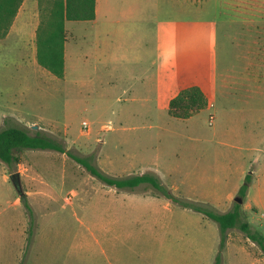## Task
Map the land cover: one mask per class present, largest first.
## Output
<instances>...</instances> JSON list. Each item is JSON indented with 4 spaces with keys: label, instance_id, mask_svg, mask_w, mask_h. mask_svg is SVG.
Returning <instances> with one entry per match:
<instances>
[{
    "label": "rangeland",
    "instance_id": "rangeland-1",
    "mask_svg": "<svg viewBox=\"0 0 264 264\" xmlns=\"http://www.w3.org/2000/svg\"><path fill=\"white\" fill-rule=\"evenodd\" d=\"M53 1L38 0L40 20ZM99 9L94 27L68 22L64 77L0 50V130L50 136L110 177L146 174L160 187L108 185L53 149L0 158V264H216L218 254L219 264H264L239 226L221 248L218 222L182 204L225 213L238 203L241 220L264 233V206L248 208L234 185L245 161L248 173L264 171V0H101ZM193 85L208 106L171 115L170 100Z\"/></svg>",
    "mask_w": 264,
    "mask_h": 264
},
{
    "label": "trees",
    "instance_id": "trees-1",
    "mask_svg": "<svg viewBox=\"0 0 264 264\" xmlns=\"http://www.w3.org/2000/svg\"><path fill=\"white\" fill-rule=\"evenodd\" d=\"M23 0H0V37L6 35L15 19ZM96 18V0H54L53 5L37 32V60L57 77L65 74V41L66 20H94ZM208 106L207 96L197 85L182 89L169 102V113L175 117L187 119ZM53 149L67 153L80 164L84 165L92 174L106 184L120 188H134L142 183H152L160 187L158 180L150 175L142 174L128 178H114L101 172L86 158L67 152V150L50 136L37 133L32 135L24 127L10 126L0 130V158L7 164L19 161V154L25 149ZM252 174L248 173L240 188V196H245ZM24 197V195H23ZM186 207L202 212L209 218L218 222L221 232L220 247L227 238L229 229L239 226L247 236L256 242L264 251V233L252 230L248 221L241 220V205L236 203L234 209L217 213L204 205L182 202ZM220 263V254L216 264Z\"/></svg>",
    "mask_w": 264,
    "mask_h": 264
},
{
    "label": "crops",
    "instance_id": "crops-1",
    "mask_svg": "<svg viewBox=\"0 0 264 264\" xmlns=\"http://www.w3.org/2000/svg\"><path fill=\"white\" fill-rule=\"evenodd\" d=\"M100 2L101 0H96V18L94 20H80L78 22H92V27L96 26L100 12ZM69 21L72 20H66L65 22V70L68 55V41L70 40L71 36L73 37V35L70 34V31L67 29V24ZM40 23L41 20L39 19L38 14V0H23L16 17L10 26V29L8 30L6 35L0 37V50H4L6 52L10 51V47H12L14 51H16V55H18L17 57H19V59H21L23 62H29L30 64L41 66L37 60V32ZM211 106H213L212 103ZM252 143L253 145H257V142L255 141ZM246 163L247 162L245 161L240 165V167H238L239 181H236L234 184L236 189H240L243 185L241 184V181L245 180V177L248 174V167L252 165L253 161L249 160V165H247ZM251 174L252 181L246 194V197L248 196L249 199L247 207H254L256 210L258 208V204L264 206V171L261 173L252 172ZM250 193L254 194L253 199L249 198ZM234 194L235 191L230 192V197ZM227 246H230V241L227 242Z\"/></svg>",
    "mask_w": 264,
    "mask_h": 264
},
{
    "label": "water",
    "instance_id": "water-1",
    "mask_svg": "<svg viewBox=\"0 0 264 264\" xmlns=\"http://www.w3.org/2000/svg\"><path fill=\"white\" fill-rule=\"evenodd\" d=\"M34 127H38L37 125H34ZM10 179L14 183V185L21 190L22 188V181H21V174L19 172H14L10 175ZM238 202H242V199L240 197L237 198Z\"/></svg>",
    "mask_w": 264,
    "mask_h": 264
},
{
    "label": "built area",
    "instance_id": "built-area-1",
    "mask_svg": "<svg viewBox=\"0 0 264 264\" xmlns=\"http://www.w3.org/2000/svg\"><path fill=\"white\" fill-rule=\"evenodd\" d=\"M212 120H213V117H212V115H211V120H210V122H212ZM83 125H84L85 127H88V122L84 121V122H83Z\"/></svg>",
    "mask_w": 264,
    "mask_h": 264
}]
</instances>
